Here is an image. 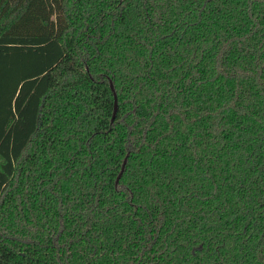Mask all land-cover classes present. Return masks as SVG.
<instances>
[{"label": "trees", "instance_id": "obj_1", "mask_svg": "<svg viewBox=\"0 0 264 264\" xmlns=\"http://www.w3.org/2000/svg\"><path fill=\"white\" fill-rule=\"evenodd\" d=\"M0 264H264V0H0Z\"/></svg>", "mask_w": 264, "mask_h": 264}, {"label": "water", "instance_id": "obj_2", "mask_svg": "<svg viewBox=\"0 0 264 264\" xmlns=\"http://www.w3.org/2000/svg\"><path fill=\"white\" fill-rule=\"evenodd\" d=\"M111 87H112V89H113V91H114V93H115V110H114V115H113V118H112V121H114V119H115V117H116L117 109H118V101H117V94H116V92H115V89H114V85H113V83H111ZM126 161H127V159H125V161H124V163H123V165H122V169H121V172L119 173V175H118V177H117L116 183L119 182V180H120V178H121V176H122V174H123V171H124V169H125V165H126Z\"/></svg>", "mask_w": 264, "mask_h": 264}]
</instances>
